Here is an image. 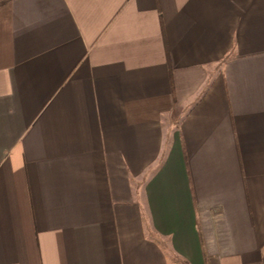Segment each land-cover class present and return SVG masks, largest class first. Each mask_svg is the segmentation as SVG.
Instances as JSON below:
<instances>
[{
	"label": "crops",
	"instance_id": "1",
	"mask_svg": "<svg viewBox=\"0 0 264 264\" xmlns=\"http://www.w3.org/2000/svg\"><path fill=\"white\" fill-rule=\"evenodd\" d=\"M0 264H264V0H0Z\"/></svg>",
	"mask_w": 264,
	"mask_h": 264
}]
</instances>
